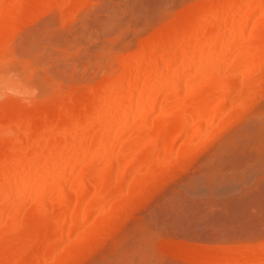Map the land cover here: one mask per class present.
Wrapping results in <instances>:
<instances>
[{
    "label": "bare ground",
    "instance_id": "1",
    "mask_svg": "<svg viewBox=\"0 0 264 264\" xmlns=\"http://www.w3.org/2000/svg\"><path fill=\"white\" fill-rule=\"evenodd\" d=\"M90 1L0 0V26L20 27L44 15L54 13L59 15L60 24L66 26L74 21V17L76 19L77 10L88 7ZM117 2L114 3L117 4ZM141 3L134 6L138 7L139 4L142 5ZM152 3L150 8L146 7L151 11L148 10L150 13L147 11L149 14L145 22L139 23L140 25L128 24L139 22V19L135 20L137 18L133 16L131 17L135 21L133 19L130 21L131 13L127 15V19L130 18V20L126 19L128 21L126 25H124L125 22L123 24L116 22L119 17L116 18V23L114 20V23L107 22V27L112 26L109 24L115 26L119 23L124 27L116 26L119 29L115 28L114 33L110 32L113 28L107 30L111 33H107L108 36L105 28H102L105 31L103 35L104 37L106 35L107 39L103 41L102 38L99 46L94 44L96 47L94 46L93 51L89 49L92 51L89 53L96 52L95 56H87L90 54L84 52L87 58H95L90 62L85 61V66L83 62L81 63L83 70L91 66L93 70L87 71L90 73L92 70V74L89 75L84 70L86 79H78L79 82L76 80L77 84L70 82L72 86L69 87V85V88L59 86L58 88L54 86L55 84L49 87L46 83H39L38 95L42 99L38 100L39 97L35 102L27 91L29 86L18 80L14 73H11L12 70L9 69L10 72L4 74L2 70V74L0 73V264H45L50 262L51 256L55 258L67 253L71 246L77 245L85 237V231L96 224V218L104 217L120 201L135 194V190H144L146 182H151V179L159 183L165 178L174 177L176 173H180V167L183 168L181 164L184 165L188 159L194 160V157L204 152L207 146L217 144L215 149H218L220 146L218 141L225 139L221 137L223 133L226 137L231 136L227 140V143L231 145L225 148L224 140H222L221 145H223L219 148V150L222 148V152L223 149L231 148L235 145V141L240 140L236 143L237 145L240 142L239 149L248 145L252 150L254 149L253 152L258 150L257 154L261 151L264 153V124L259 125L257 118L253 119L260 113L251 115L258 108V102L254 104L257 101L255 99L264 91V0H156ZM147 4L146 6H149ZM144 7L140 6V9ZM127 9L132 11L133 8ZM111 12L113 11H110V14ZM93 26L91 25L88 29ZM129 30H132V33ZM103 31L97 34L101 35ZM1 33L3 32H0V42L6 37V34ZM33 39L37 42L34 43L31 40L34 46L40 42L35 41L36 38ZM50 42L48 43L51 44ZM43 46L48 47L46 43ZM85 50L87 52V49ZM79 66H74V70ZM64 78L70 79L66 76ZM69 81L71 79L67 81V84H70ZM42 84H46L44 86L47 88L45 89ZM252 103L254 106L251 105ZM252 106L257 108H251V110ZM253 110H255L254 113L250 112ZM244 111L247 113L243 114ZM258 111L261 110L258 109ZM240 115L241 117L246 115L244 119L252 118L258 127L256 128L253 124L248 126L247 123H251L252 120L246 121ZM260 117H264V114L262 116L260 114ZM245 123L248 128L246 131L243 130L244 138L235 140L232 136L236 133L234 125H245ZM231 127L234 128L230 129ZM228 130L229 133L226 132ZM236 145L234 146L237 147L236 149L232 146L234 152L238 150ZM247 147V150L245 148L240 149L241 152L239 150L241 155L242 152H247L246 154H251L250 156L255 154L256 157L249 156V159L248 156L242 155V158L245 156L248 158L247 161L246 157L243 159L245 161H242L238 152L234 155L238 156L241 163L246 162L248 165L250 164L248 162L254 161L261 167L260 164H264V154L261 153L258 156ZM220 151L218 153L215 150L212 161L215 154V158L218 157L217 153L220 154ZM224 154H230V150ZM221 155H219L220 158L223 157ZM161 157H165L168 161L163 164L158 163ZM220 158L216 161L214 159L215 164L220 165ZM228 160L222 161L225 163ZM212 161L209 164L213 167L214 161ZM212 167L210 169L215 168V166ZM233 167L236 168L234 164L229 166L232 168L231 171L235 172L237 169L233 170ZM216 170L219 169L215 168V172ZM215 172H212L210 176L216 177ZM237 172H240L239 168ZM241 172L227 173L232 175L230 177L232 179H229L230 175L227 179L231 181L237 174L238 179H241L239 175L244 171ZM251 172L254 173V171ZM247 173L248 171L244 175ZM261 174H264V169ZM223 177L218 176L220 185L217 189H221L223 181L228 187L236 186L237 183L233 184V181L230 182L232 183L230 186L226 176L225 180ZM217 182L216 180L215 183ZM258 182L257 184H261L263 181ZM184 185L180 187L185 189V186H188ZM210 190L213 189L209 188ZM221 196L218 198L220 199ZM255 197H250L251 203L246 201L245 205H240L242 208L236 204L239 208L235 207L234 210H242L233 214L235 211L232 209L234 211L231 213L232 216L224 217L223 221L231 217V222L235 223L236 216H239L241 212L245 213L244 207L250 209L251 206H256L253 202ZM238 198L235 199L238 200ZM259 199L255 200L258 202H256L259 205L258 208L261 207L262 201ZM171 200L172 198L169 200L172 203L173 200ZM170 202L169 204L172 205ZM226 202L228 201H223L222 205ZM209 204L211 205L210 202ZM173 205L170 207L172 208ZM178 205L181 206L180 203ZM263 208L261 207L260 211ZM174 209H177V206ZM258 210L256 209V212ZM260 211L259 214L264 212ZM220 214L223 213L220 212ZM247 214L248 212L245 213L246 217L250 216ZM233 217L236 219L233 220ZM248 218L250 220V217ZM239 219L240 217L236 223ZM230 220L224 223L219 222V225L225 224L223 229L230 230L235 225L226 229V224L231 223ZM244 221H246L245 225ZM260 221L261 219L259 223ZM248 222L243 220L240 223L242 227L237 230H244L245 226L248 230L250 225ZM257 226L261 231L252 229L258 232H255L256 235L254 233L256 238L252 233V238H255L252 243L251 238L247 241L249 244L245 242L246 244L238 246L229 241L228 246H225L227 243L204 251L195 247L190 251H181L177 255L171 253L169 257L180 259L187 264H264V227L260 228L255 224L252 228ZM215 230L217 231L216 228ZM229 232L233 235L235 231L231 229ZM250 232L249 230L248 233ZM224 233L227 235L226 231ZM221 234L223 235L222 232ZM131 257L133 258L132 255L129 258Z\"/></svg>",
    "mask_w": 264,
    "mask_h": 264
},
{
    "label": "rangeland",
    "instance_id": "2",
    "mask_svg": "<svg viewBox=\"0 0 264 264\" xmlns=\"http://www.w3.org/2000/svg\"><path fill=\"white\" fill-rule=\"evenodd\" d=\"M136 1H138V0H136ZM139 1L140 2H137V3H141L143 1L141 3L142 5L139 4L138 7L136 6L137 7V9H136V7L134 5H136L137 3L133 0H131V1L128 0V2L126 0H112V1L111 0H91L88 7L86 6V7H83L81 9L77 10L76 19L74 17V19H73L74 21H72L70 24H68L66 26H62L60 24V22L58 20L59 15L57 13L44 15V16L32 21L31 23H29L27 25L20 26V27H12L11 28V27H7V26H3V25L0 26V32H3L1 34H6V37L4 38V40H2L0 42V73L2 72V70H3V74L5 72H7V73L10 72L9 69L12 70L11 73H14L15 77L18 78V80L20 79L24 84L29 86V89L28 90L26 89V90L28 91L29 94H31V96L33 98L31 96L30 97L32 100L34 99L35 102L40 97L38 95L39 94L38 90H40L39 83H46L47 86H49V87H51V85L53 86L55 84L54 85L55 87L59 86L60 88H65V87H68L69 85H70L69 87H71L72 84L78 79L85 80L86 75H84V70L89 71V69H92V67L88 66V69H87V67L86 68L84 67L85 68L84 70L81 67H83V65L85 64V61L87 62V60H89V62H90L91 59L95 58V57L94 58H90V57L87 58L86 54H90L87 56H91V57L95 56L96 55L95 51H94L95 53H93L94 55L92 53H89V51L90 50L93 51V49H95L96 46H99L102 43V41H101L102 38H103L102 40L105 41L107 39L106 37L108 36L107 33L108 34L110 32L114 33L116 29H119L118 27H120V28L124 27V25H126V22L128 23L127 20H130V18H131L130 21H132V19H133V21L139 19V22L128 23L130 25L139 24L140 22L141 23L145 22L146 17L150 13L148 10L151 11V9H146V7L150 8L151 2L155 3L156 0H154V1L148 0L149 2H147L145 0H139ZM100 2H102V3H100ZM114 2H117V4ZM124 2H127L129 4L126 3L124 5L123 4ZM146 4L149 6H146ZM102 5H104V6H102ZM105 5H108V6L106 7ZM111 6H113V7H111ZM140 6L141 7L145 6V7L143 9L142 8L140 9ZM129 7L133 8L132 11H129V9H127ZM107 8H109V9H107ZM145 10H146V12H145ZM110 11H113V12H111V14H110ZM106 12H107V14H106ZM116 12H117V14H116ZM127 15H129V17H130L129 19H127L128 18ZM121 16L123 18H121ZM131 16H133L134 18H137V19L134 20V18H132ZM117 17H119L118 19L120 21L118 20L116 22H120L122 24L125 22V24L124 25L121 24L122 27L119 25L120 23L115 24V26H113L114 24H109V25H112L113 27L112 26L107 27L108 26V25H106L107 22L109 21L112 23L113 20L115 22V20H117L116 19ZM141 20H143V21H141ZM91 25L92 26L94 25V26L91 29H88V28H90ZM116 26H118V27L116 28ZM134 26H132V27H134ZM103 27L106 30L107 36L105 35V37L103 35L105 32V31H103V29H104ZM138 27H141V26H138ZM111 28H113V29L110 32H107V30H110ZM130 29H132L131 26H130ZM91 30H93L94 32H92ZM101 30L103 31L101 33V35H103V37H101V35H98ZM83 31L84 32L86 31L85 32L86 34L83 33ZM129 32L132 33V30L131 31L129 30ZM37 33H39V34H37ZM80 33H82L83 35ZM33 38H36L35 41H37V40H38V42L40 41L38 43L39 46H36L38 44H36L35 46L32 45L34 43H37V42L33 41L34 40ZM84 39L86 42L84 41ZM49 41H51L50 42L51 44L48 43ZM82 41H84V42H82ZM90 42H91V44H89ZM40 43L42 45H40ZM43 43L44 44L46 43L48 45V47L46 48V46H43L44 45ZM31 46H32V50H31ZM88 46L90 48H88ZM42 47H45V49H41ZM37 48L40 50H38ZM46 49H47V51H44ZM85 49H87V52ZM92 51H90V52H92ZM83 54H85V55H83ZM29 56H32L33 58L32 57L30 58ZM77 60H79V61H77ZM74 66L75 67L79 66V68H77V69L75 68V70H74V68H73ZM92 70L90 73L87 71V73L89 75L92 74ZM17 72H18V74L16 75ZM85 74H86V72H85ZM89 75H87V77H89ZM65 76L71 79V81H69L68 83L71 82L72 84L71 83L67 84V81L70 79L64 78ZM84 76H85V78H84ZM78 82H79V80H78ZM46 84H44V85H46ZM44 85L42 84V86L46 89L47 86H44ZM49 87H48V89H49ZM62 90H67V89H62ZM263 92L264 91H262V95H260L257 99H255L257 101H255V102L253 101L255 105L258 102V105H257L258 108L255 106L257 108V111H258V109L261 110L258 112L257 111L255 112V110L250 111L252 113L255 112L254 114H251L253 116H255L256 114H259V113L261 114V116H262V114H264V112H263L264 111L263 110L264 109V95H263L264 93ZM29 99H28V101L31 100V99L30 100ZM41 99H42V97H40L38 100H41ZM32 102H30V103H32ZM30 103H29V105L33 104V103L30 104ZM254 104L252 103L251 105L254 106ZM253 106L250 107V109L251 108L256 109ZM246 109H247V111H249L248 107ZM247 111H244L243 114H246ZM260 114L258 115V117H257V115L255 117H253V116L252 117H253V119L257 118L256 121L259 123V125H262V124H264L263 123L264 119L262 120V118H264V117L261 118ZM245 116L246 115H244V117L242 116L243 119L245 118ZM240 117H241V115H240ZM244 120L250 121V120H252V118L251 119H244ZM241 121H243V120H241ZM252 121H251V123L250 122L247 123V125L253 124L257 128L258 124L256 123V121L255 120L253 122ZM233 123H236V122H233ZM254 123H256V125ZM236 124L234 125L236 127L234 130H236L237 134L235 133L236 135L235 134L234 135L231 134V135L234 137L235 140L238 138L242 139V138H244V133H245V132H243V130L246 131V129L248 128L249 125L247 126L246 123H245V125H242V124L236 125ZM232 128H234V127H231L230 129H232ZM229 130L226 132L229 133L230 132ZM232 131L233 130H231V132ZM227 133H225V134H227ZM221 137L225 138V139H222ZM221 137L220 138L222 140H224V145L223 144L222 145L225 148H226V146L231 145V144L229 145L227 143L228 137H231L230 135H228L226 137V135H224V133H223V136H221ZM222 140L218 141L220 143V146L218 147V149H215L217 144H216V146L212 145L214 148H212V146H210V147L207 146L205 148L206 150H203L204 152H201L194 157V160L188 159L184 163V165L181 164V166H183V168L180 167V173L179 172L176 173V175L174 177H169V178L167 177L168 179L165 178L166 179V180L164 179L165 181L162 180L159 183L157 180H154V179H151L152 180L151 182L148 181L149 183L146 182L144 190H141V191L135 190V194H133V195L129 196L128 198L120 201L104 217L96 218L97 219L96 224L93 227H91L88 231H85V233H84L85 237L80 241V243H78L75 246H71L67 253H63L61 255H58L55 258L51 256L50 262H46L45 264H148V263L149 264L150 263L151 264H187V263L182 262L180 259H176V258L171 259V257H169V255L171 253H173V255H177L181 251L182 252L190 251L195 247H198L200 250L204 251L205 249H208V248H212V249L218 248V247H216L218 245L224 246L227 243L228 244L225 246L230 245V243H232L233 245L236 243L237 246L240 244H242V245L246 244V243L249 244L247 241L248 240L250 241V238L252 239L250 241L252 243V241L255 240V238H256V236H255L256 233H258V232H256V230L259 229L258 226L256 228H252V226L254 227V225L257 224L260 226V228L264 227L263 226L264 225L263 224L264 218H262V217H264V216H262V215H264V212H261V211H264L263 210L264 208L260 211V208L264 207V202H262L264 200V193H263L264 192V186H263L264 185V176H262V175H264V174H261V171L264 169L263 168L264 164L259 163L261 166V167H259V165L254 163V161H253V163L255 165H253L252 162H248V163H250L248 165L246 164V162H244L245 165H244V163H241V161H239V159L237 158L238 156L241 155L240 149H242V148L246 149V147L248 145L245 147L243 146L242 148L239 149L238 145H241V144L239 142L236 145V143L240 140L235 141V145L238 146V150H236L235 152H234V149L237 148V147H234L235 145L234 146L232 145L234 147V149L232 146L229 149L227 148V150H230V154H228L229 155V157H228L227 154H224L227 152L226 149H223L224 153L221 150L222 148L220 149L221 151L219 150V148L222 146L221 145V142H223ZM242 141L243 140H241V142ZM244 141H245V139H244ZM229 142H231V140H229ZM243 142H242V144L245 145V143H243ZM247 148H251V146L250 147L248 146ZM215 150L218 151V153L220 151V154L217 153V156H218L217 158H215L216 157V154H215V157H213V161H214V159H215V161H216V159L218 160V158H220L219 155H221V153H222L221 156H223V154L225 155L222 158H220L221 161L223 159L224 160H228V159L232 160V161H229V160L225 161V163H224V161H222V162L220 161L219 162L220 165L215 164L216 162L214 161L213 167L215 166V168L219 169V170H216L217 172H215V168H213L212 165L210 166V164H209V162L212 161L211 160L212 155L214 156ZM239 150H240V152H239ZM249 150L251 151L252 148ZM253 150L251 152H253ZM250 151H249V153H250ZM257 151L258 150H256V152ZM236 152H238L237 153L238 156L234 155V153L236 154ZM208 153L211 155V157H209L210 155ZM228 153H229V151H228ZM246 153L247 152H245V153L242 152V155L243 156L246 155L248 157L251 155V154L248 155ZM261 153L264 154L262 151H261ZM261 153L259 152V154H261ZM259 154L256 153V155H258V156H259ZM242 155L239 158H242ZM245 157L242 158V161L248 160V158L246 157V159H245ZM250 157H256V156L254 154L253 156H250ZM250 157H249V159H250ZM204 159H206L207 161ZM243 159H245V160H243ZM167 161H168V159H166L165 157H161L160 159H158V163H160V164H163ZM231 162H233V163H231ZM229 163H231V164H229ZM205 164H208V165H205ZM227 164H229V165L227 166ZM232 164H234V166H236V168L233 167V170L234 169L238 170V168H239L240 172L242 170L244 171V173L248 171L247 174L250 175L251 178L247 174L244 175V173L242 171L241 173H243V174L239 175L241 179H238L239 178L238 174L240 172L238 173L237 170L235 172L231 171L232 168H229V166ZM203 165H205L206 167L204 166V168H202ZM200 166H201V168H200ZM211 167L214 170L210 169ZM247 167H248V169L250 168L251 171H254V173L251 172L250 170H248ZM207 168L209 170V173L211 170H213V171H211V173L212 172L217 173V175L214 174V176H216V177H213V175L210 176L211 173L210 174L207 173V171H208V170H206ZM182 169L183 170L185 169L186 171L185 170L183 171ZM225 169L229 170V171H226ZM221 170H222V172H220ZM231 172L238 173L237 175L234 174L237 177V179L233 175L234 176L233 180H231L234 182L233 184H236V183L238 184V180H239V184L241 183L242 185L236 184L235 187L231 186V184H232V183L230 184L231 181L227 179L228 175L233 174ZM222 173L223 174L225 173L226 175L225 174L223 175ZM227 173H230V174L227 175ZM252 173H253V175H252ZM255 173H256V176H255ZM258 174H259V176L260 175L261 176L259 177ZM220 175L224 176V177L226 176V180H228L227 182H228V184H230L231 187H228L227 184H224V181L223 182L221 181L222 182L221 183L222 184L221 189H217V188H219L218 186L220 185V182H219L220 181L219 180ZM241 175H242V177H245V179L244 178L242 179ZM193 176H195V177H193ZM218 176H219V178H218ZM231 176L232 175L229 176V179H232V178H230ZM252 177H253L254 181L252 180ZM255 178H256V180H255ZM257 178H258L259 182L260 181L261 182L263 181V182L261 184H257V182H258ZM221 179H222V177H221ZM247 179H249V180H247ZM216 180L218 181L217 183H215ZM223 180H225V178ZM240 180H242V181H240ZM202 181H204V183ZM244 181H245V183H244ZM227 182H225V183H227ZM201 183H203V184H201ZM183 184L188 185V186L184 185L185 189H182L183 187H180V186H183ZM198 184L200 186H197ZM249 184L252 185L253 187L247 186ZM203 185H205L206 187ZM212 185H213V187H212ZM255 185H257V186H255ZM258 185H259V187H258ZM225 186H227V187H225ZM178 187H180L179 191L177 190ZM232 187H233V189H232ZM244 187H246V188H244ZM247 187H249V189ZM260 187H261V189H260ZM209 188H212L213 192L211 190L209 191ZM250 188H251V190H250ZM252 188L254 189L253 191H252ZM225 189H226V191H225ZM230 189H232L233 191ZM241 189H243V190H241ZM245 189L246 190L248 189L250 191H248V190L246 191ZM182 190H184V191H182ZM230 191H231V193H230ZM200 192H202V193L200 194ZM204 192H206V193H204ZM215 192H217V193H215ZM219 192H221V193H219ZM176 193H178V194H176ZM203 193H204V195H203ZM226 193H227V195H226ZM223 194L225 195L224 197H223ZM248 194H250V195H248ZM261 194H263V195H261ZM172 195L175 198H173ZM177 195H179L181 197L179 198V196H177ZM186 195L189 197H187ZM214 195H216V196H214ZM219 195L220 196L222 195L220 199L218 198V197H220ZM182 196H183V198H182ZM228 196L229 197L231 196L230 197L232 199V200H230L231 202L229 201L230 198ZM249 196L251 198L255 197V200H258L260 198L259 201L262 200L260 202L261 207L258 208L259 207V205H257L258 202L252 199L254 204H256V206L253 204L254 206H251L250 209H248L249 207H244L245 213L248 212L247 215H250V216L246 217L245 213H242V212L241 213L243 216L241 215V213H239V216H236L237 214L234 215V217L236 216V218H237V219L235 218L236 222H237L238 218L240 217L238 223H236V222L233 223L234 221L231 222V220H230L231 217L225 218V221L228 220V222H229V220H230V222L232 223V224L231 223L226 224V226H227L226 229L227 228L230 229L235 224L233 226L234 228H231V229L233 232L235 231L236 233L234 232L233 235H230L231 232H229V231H231V229L230 230L223 229V228H225V224H224V226H220L222 224L219 225V222L224 223L225 222V221H223L224 217L232 216L231 213H233L234 211L235 212L233 214H235L239 210H242V209H239V210H234V209H235V207H237V205L243 206L247 202H249V200H250ZM169 197L172 198V200H173V201L171 200L172 203L169 201L170 200ZM227 197H228V200H227ZM187 198H189V199H187ZM204 198H207V199H204ZM210 198H212V199H210ZM225 198H226V200H225ZM235 198H238V200ZM177 199H180V200H177ZM213 199L216 202L213 201ZM221 200L228 201V202H226L227 205H226V203L224 205H222L223 201H221ZM192 201L194 203H192ZM206 201H208V202H206ZM169 202L172 205L174 202V205L172 208L170 207L172 205H170ZM175 202H177V204H175ZM209 202L211 203V205L213 204L212 206L214 207V209L209 204ZM251 202H249V203H251ZM178 203H180L181 206L178 205ZM190 203H192V204H190ZM214 203H215V206H214ZM228 203H230V205ZM204 204H206V205H204ZM219 204H220V206H218ZM233 204L234 205L237 204V205L234 206ZM176 206H177V209H174V208H176ZM193 206H197V208H193ZM229 206H231L232 208ZM242 206H240V207L242 208ZM247 206H249V205H247ZM165 207H167V209ZM252 207L259 209L258 212L260 211L261 215L258 212H256L255 208L253 209ZM182 208H183V210H182ZM198 208H201V209L197 210ZM228 208H230L228 210L229 212H227ZM238 208L239 207H237V209ZM202 209H204V210H202ZM232 209L234 211H232ZM246 209H247V211H246ZM210 210H211V212H210ZM214 210H216V211L219 210V211L216 212ZM230 210H231V212H230ZM186 211H187V213H186ZM199 212H200V214H197ZM202 212H205V213H202ZM207 212H209V213H207ZM220 212L223 214H220ZM188 213L191 214V216H189ZM224 214H226V215H224ZM255 214L256 215L259 214L260 217L258 218L259 215L256 216ZM194 216H198V217L196 218ZM209 216H211V217H209ZM253 216H255V217H253ZM213 217H214V219H213ZM234 217L232 218L233 220H235ZM244 217L245 218L250 217V220H249V218L248 219H242ZM198 218H199V220H198ZM200 219H203V220L201 221ZM215 219H217V221ZM260 219L262 222L260 221V223H259ZM213 220L216 221V223ZM243 220H247V222L249 220V222H248L250 224L248 226L249 229L247 230V227L245 226L247 233H246V230L244 227H243L244 230L241 228L243 231L237 230L239 227H242V224H240V223ZM179 221H181V222H179ZM194 221H196V222H194ZM251 221H253L254 224ZM153 222H155V223L153 224ZM162 222L164 224H162ZM198 222H200V223H198ZM211 222H214V223H211ZM228 222H226V223H228ZM245 222L246 221L243 222L244 225H245ZM255 222H258V223H255ZM260 224H262V225H260ZM171 226H172V228H171ZM236 226H238V227H236ZM215 228L217 229V231L215 230ZM180 229H181V231H179ZM221 229H222V231H221ZM252 229H256V230L253 231ZM249 230L251 231L250 233H248ZM225 231L227 232V235H226V233H224ZM237 231H239V232L237 233ZM258 231H261V229H259ZM212 232L214 233V236H212L213 235ZM221 232L223 233V235L221 234ZM245 233H246V235H245ZM252 233H253V235L255 233L254 239L252 238V236H253ZM77 234H75V235H77ZM228 239H230V240H228ZM229 241H231V242L229 243ZM241 242H243V243H241ZM177 250H179V251H177ZM55 253H53V255ZM143 254H146V255H143ZM131 255L133 256V258L131 257V259H130L129 257ZM124 256H126V258ZM143 261H145V262L143 263Z\"/></svg>",
    "mask_w": 264,
    "mask_h": 264
}]
</instances>
